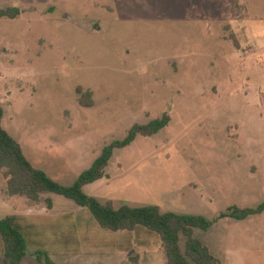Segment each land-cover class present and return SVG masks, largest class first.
<instances>
[{
  "label": "rangeland",
  "instance_id": "obj_1",
  "mask_svg": "<svg viewBox=\"0 0 264 264\" xmlns=\"http://www.w3.org/2000/svg\"><path fill=\"white\" fill-rule=\"evenodd\" d=\"M7 8L20 13L0 18L2 126L36 168L71 186L133 125L167 115L84 192L201 215L214 224L193 237L218 264H264V212L218 219L264 202V0H0ZM20 220L21 264H166L158 234L103 229L87 208Z\"/></svg>",
  "mask_w": 264,
  "mask_h": 264
},
{
  "label": "trees",
  "instance_id": "obj_2",
  "mask_svg": "<svg viewBox=\"0 0 264 264\" xmlns=\"http://www.w3.org/2000/svg\"><path fill=\"white\" fill-rule=\"evenodd\" d=\"M17 8L0 9V18L14 19L19 15ZM77 94L82 105L85 93L78 87ZM3 109L0 105V172L6 181L5 195L40 200L43 192H52L72 199L78 206L87 208L98 225L113 232L133 231L138 226L158 234L166 255V264H218L219 261L198 239L193 237L194 229L208 230L214 224L201 215L162 212L158 206H128L115 208L111 201L99 203L84 192V187L106 177V168L117 148H124L138 135L152 136L168 126L170 117L161 118L147 124L133 125L123 140L106 145L90 168L82 172L71 186H65L51 178L45 171L36 168L25 156L21 145L2 126ZM264 212V202L256 208L230 207L220 213L218 219L244 220ZM185 237L184 249L180 247V237ZM0 237L3 243V264H21L26 256L27 243L24 235L11 217L0 220ZM38 261L56 264L46 255H38Z\"/></svg>",
  "mask_w": 264,
  "mask_h": 264
},
{
  "label": "crops",
  "instance_id": "obj_3",
  "mask_svg": "<svg viewBox=\"0 0 264 264\" xmlns=\"http://www.w3.org/2000/svg\"><path fill=\"white\" fill-rule=\"evenodd\" d=\"M5 190L6 181L0 172V220L6 217H11L14 223L23 230L24 228L18 223H22L20 217L25 213L29 212L32 214L34 211V213H36L40 218L47 219L54 216H62L67 211H71V209L80 208V206H78L72 199L52 192H43L40 195V200L38 202H33L22 197L7 196L5 195ZM26 208L27 212H24ZM1 242L0 237V247ZM0 260L2 262V256H0Z\"/></svg>",
  "mask_w": 264,
  "mask_h": 264
},
{
  "label": "built area",
  "instance_id": "obj_4",
  "mask_svg": "<svg viewBox=\"0 0 264 264\" xmlns=\"http://www.w3.org/2000/svg\"><path fill=\"white\" fill-rule=\"evenodd\" d=\"M260 62H264V57L260 60Z\"/></svg>",
  "mask_w": 264,
  "mask_h": 264
}]
</instances>
